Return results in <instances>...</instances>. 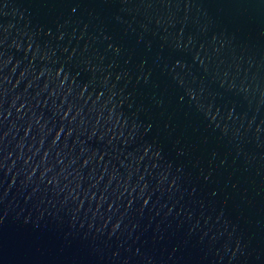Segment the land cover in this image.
I'll list each match as a JSON object with an SVG mask.
<instances>
[{"label":"water","instance_id":"obj_1","mask_svg":"<svg viewBox=\"0 0 264 264\" xmlns=\"http://www.w3.org/2000/svg\"><path fill=\"white\" fill-rule=\"evenodd\" d=\"M0 264H264V0H0Z\"/></svg>","mask_w":264,"mask_h":264}]
</instances>
